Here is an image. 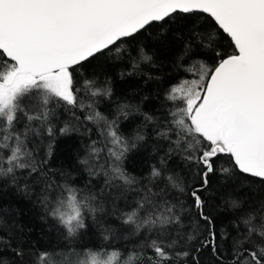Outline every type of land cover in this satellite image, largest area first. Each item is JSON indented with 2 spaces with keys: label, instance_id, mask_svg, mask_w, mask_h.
<instances>
[{
  "label": "snow or ice",
  "instance_id": "obj_1",
  "mask_svg": "<svg viewBox=\"0 0 264 264\" xmlns=\"http://www.w3.org/2000/svg\"><path fill=\"white\" fill-rule=\"evenodd\" d=\"M153 32L165 54L179 45L180 54L171 60L177 68L187 58L193 64L185 72L198 70L195 78L168 86L165 99L172 107L156 135L169 147L142 185L121 165L145 141L144 125L125 137L120 124L133 113L145 125L156 118L128 103L118 104L111 119L98 111L97 101L111 98L113 89L107 75L88 68L93 61L131 60L132 71L121 72L123 78L140 63L154 66L146 45L127 47L152 39ZM85 109L84 119L105 138L111 163L89 164L102 151L91 140L80 164L90 177L103 174L101 191L108 198L130 191L138 197L119 213L137 237L124 252L78 243L94 229L105 241L113 232L101 223L104 204L90 181L77 187L49 179L52 141L77 131L71 121L79 120L76 110ZM59 111L70 121L57 128ZM44 134L49 143L38 159L29 144ZM173 154L195 165L196 183L167 174L175 171L167 166ZM221 157L231 167H223ZM218 174L264 182V0H0V192L11 187L34 197L67 242L64 251L40 252L36 264H264V199L224 200L229 223L221 227L219 215L210 211ZM17 231L16 224L0 222V245L22 257L19 236L8 235Z\"/></svg>",
  "mask_w": 264,
  "mask_h": 264
},
{
  "label": "trees",
  "instance_id": "obj_2",
  "mask_svg": "<svg viewBox=\"0 0 264 264\" xmlns=\"http://www.w3.org/2000/svg\"><path fill=\"white\" fill-rule=\"evenodd\" d=\"M203 23V21H201ZM152 39H139L138 42L133 41L127 45L129 51L133 48L146 45V50L153 55L154 66H148L140 63L133 75H125L123 78L119 75L121 72L132 71V61L105 63L104 60L93 61L88 68V72H102L110 79L113 89L111 98L99 99L96 103L98 111L103 113L109 119L115 112L118 104L128 103L133 106H139L141 112L154 116L156 119L145 125L143 117L139 114H130L129 119L121 121L120 130L125 137H130L135 133L137 128L144 125L142 132L146 139L126 153L122 162L123 170L130 176L136 177L141 184L148 182V176L152 166H159L160 160L165 156L168 150V142L156 135L158 128H162L167 123L166 114L172 107L171 102L165 99L168 86L176 83L179 78H195L193 72L198 69L193 68V72H185L193 64V60L180 61L184 65L183 68H177L171 62L173 56L180 54V48L177 44L174 49H168L165 54L164 45L157 43L156 33H152ZM133 59H138L135 52H132ZM195 59V58H193ZM103 65V68L100 66ZM153 77L154 79H148ZM147 97V100L143 99ZM85 104L91 103L87 97H81ZM87 110H76L78 121H71L78 128L69 136H60L57 134L53 143L52 156L47 160L49 169V179L55 183H64L67 179L69 182H75L77 187H85L91 182L90 190L98 194V199L103 202L105 213L101 223L110 226L113 232L109 235V240L105 241L99 235V229H94L78 243L85 244L93 250H100L103 246L105 250L111 252L119 250L124 252L125 249L134 247L137 243V237L131 235L132 226L122 225L119 219V213L125 211L126 204L132 203V198H138L134 192H127L124 197L119 194L116 199L107 197V193L102 192L104 187V177H90L84 166L80 164V160L85 158L88 153L85 146L91 140L97 141V147L102 149L98 157L89 159L90 165H100L107 168L111 163V159L107 154V146L105 138L97 131L98 125L84 119ZM60 122L56 127H63L64 122L70 121L67 112L59 111ZM85 129H90L88 133ZM32 142L29 148H35L37 158H42L46 153V145L49 143L47 135L42 137H31ZM220 164L223 167H231L227 157H221ZM173 172L168 175H177L186 180L188 184L196 183L192 179L191 173L196 170L195 165L188 166L181 161L175 154L171 156L167 164ZM212 188L214 190V198L211 200L210 211L216 213L220 217L221 227H226L229 223V217L226 209L223 208V201L229 197L233 199H264V182L259 178H253L236 174L235 176L225 177L216 175L213 178ZM155 190V189H154ZM185 204H190V200L181 198ZM220 205L219 208L216 206ZM0 222L9 226L16 224L18 231L16 233L9 232L11 236L16 234L19 236V243L23 246V256L18 257L12 251L0 245V259L4 264H36L38 254L42 251L56 252L64 251L61 246L67 242L63 239L59 226H54L52 218L44 214L43 208L35 200V198L24 197L21 193L14 191L11 187L0 192ZM0 232V235H3ZM112 245V247H108ZM12 247H17V241H12ZM81 249H77L80 251ZM58 260V257H54Z\"/></svg>",
  "mask_w": 264,
  "mask_h": 264
}]
</instances>
